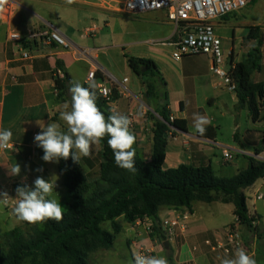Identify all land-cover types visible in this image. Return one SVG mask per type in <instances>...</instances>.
Instances as JSON below:
<instances>
[{
	"label": "crops",
	"instance_id": "0c3cea01",
	"mask_svg": "<svg viewBox=\"0 0 264 264\" xmlns=\"http://www.w3.org/2000/svg\"><path fill=\"white\" fill-rule=\"evenodd\" d=\"M98 1L72 0L68 3V0H18L20 6L12 16L0 19V129L12 131L14 144L13 148L0 150V193L7 192L13 198L11 200L16 201V187L23 184L34 187V180L41 176L45 180L56 181L54 197L66 194L59 163L42 160L43 149L36 145L34 136L41 131L36 121L43 122L45 126L54 121L63 130L67 129V125L59 119V114L64 110V104L70 103L69 88L72 81H79L84 87L96 84L97 87H106L112 91V101L105 107L106 111L110 113L111 109H115L134 122V128L130 129L136 136L133 147L136 154L147 163L152 159L154 120L160 119L157 112L165 104L164 95L168 98L167 109L171 117L187 123L185 133L171 128V133L167 135L165 170L176 169L184 164L194 167L210 165L215 174L216 169H219L218 172L230 175L223 174L220 177H233L247 169L249 158H253V155L264 156V120L262 124L252 121L247 123L242 132L240 118L243 110L237 107L236 93L231 107H227L230 115L236 118L232 128L233 145L224 146L217 141L219 126L212 120L206 127L213 130L206 131L203 136L196 132L193 115L199 113L207 116L205 108L216 105L225 93L220 79L211 71L210 57L187 56L176 61L172 58L173 50L170 47H164L168 49L162 52L151 48L147 52L130 56L151 60L156 64L166 86L158 77L149 78L156 87L155 97L147 95V79L131 69L128 58V66L123 73L113 69L106 54L109 49L89 46V42L97 44L103 40L101 33L96 34L97 28L86 26L92 11L108 13L100 9ZM150 14L153 15L150 18L157 22L155 25L163 30L164 35L159 40L175 39L180 34V29L167 21L165 13ZM213 24L221 41L227 39L224 32L234 28L232 45L224 48L222 43L224 55L233 65L245 61L255 48V40L245 45L247 37H237L236 29H246L248 32L249 24L240 20L238 13L215 20ZM81 29L86 30L84 34ZM93 29L95 32L91 34L95 36L90 40L89 31ZM54 30L65 37L69 48L36 37L41 32ZM11 31L20 34L21 42L8 41L7 36ZM146 43L139 41L132 45L143 46ZM258 49L260 69L252 75L253 84L264 83V41ZM25 53L29 59L23 58ZM58 70L62 75L55 77ZM92 71L95 76L89 82L87 77ZM56 81L64 82L65 88L58 90ZM222 103L225 104L224 101ZM218 148H223V152L232 150L243 162L232 163L233 160L225 163L233 165L232 170L227 171L212 160L213 151ZM101 153V144L94 145L91 156L81 158L87 175L95 177L98 174ZM15 163L19 164L21 173L11 176L8 167ZM41 168L42 172L37 171ZM243 194L247 210L257 216L258 226L255 228L238 224L234 205L224 202L222 193L213 192L216 199L211 203L195 201L191 208L179 209L160 207L152 235H148L142 227L127 225L123 218L118 219L123 230L116 241L122 236L128 251H110L114 246L105 251H97L90 255L89 264H129L132 260V244L137 241L153 249L154 256L166 257L168 264H220L218 257L234 258L235 255V252L226 255L216 248L225 242V229L230 225L237 226L246 251L254 254L258 264H264V178L243 190ZM258 194L262 195L261 200L256 199ZM183 215H188L183 226L175 228L171 235L167 234L162 222ZM8 220L13 221L15 228H20V221L15 215L9 214ZM159 229L164 232L165 239L160 237ZM207 241L211 242V246L206 244ZM165 242L169 243L167 248Z\"/></svg>",
	"mask_w": 264,
	"mask_h": 264
},
{
	"label": "trees",
	"instance_id": "16d2710c",
	"mask_svg": "<svg viewBox=\"0 0 264 264\" xmlns=\"http://www.w3.org/2000/svg\"><path fill=\"white\" fill-rule=\"evenodd\" d=\"M250 29L246 39H256ZM260 46L262 43H259ZM255 47L248 58L234 65L231 77L236 83L238 109L246 110L253 123L264 120V83L253 84L252 75L259 71L260 53ZM131 69L144 78L147 95L155 97L156 87L149 78L158 77L166 86L156 64L147 59L127 56ZM147 69L142 73V70ZM66 82V80L64 81ZM64 82L56 81L58 90L65 88ZM96 85V84H95ZM97 92V105L107 116V102ZM158 110L160 119H155L153 128V152L149 163L136 154L135 173L119 168L115 164L107 137L101 141L102 153L99 172L95 177L87 175L83 164L74 163L71 157L59 161V172L69 198V208L60 222L47 220L37 223L29 231L13 229L0 237V264H24L27 258L31 264H89V257L100 249H111L123 225H133L138 219L150 217L158 220L160 207L174 209L191 208L195 201H215L213 192L222 193L223 201L232 203L239 224L251 227L243 190L264 178V162L249 158L247 169L233 177H219L209 166L194 167L188 164L176 169L165 170V156L171 127L186 131L184 120L171 121L167 109L168 98ZM213 130L207 128L206 131ZM264 148V131L262 133ZM44 153L42 152V155ZM110 222L112 232L102 228ZM28 224V223H27ZM162 239L166 236L159 229Z\"/></svg>",
	"mask_w": 264,
	"mask_h": 264
},
{
	"label": "clouds",
	"instance_id": "9594fccd",
	"mask_svg": "<svg viewBox=\"0 0 264 264\" xmlns=\"http://www.w3.org/2000/svg\"><path fill=\"white\" fill-rule=\"evenodd\" d=\"M72 0H68L71 3ZM3 0H0V4ZM70 103H65L64 110L60 111L59 119L67 125L63 130L57 122H50L47 126L36 121L41 131L34 136L36 145L43 149L42 160L59 163L61 159L79 163L82 157L92 154L94 145H99L107 137V145L112 150L115 164L129 172L137 171L135 166L136 152L133 147L136 136L130 130L131 119L115 109L105 115L97 105L96 85L82 86L79 81H72L69 88ZM194 128L203 136L211 120L199 113L193 115ZM13 133L10 129H0V150L13 148ZM9 175L17 176L21 173L19 164L8 167ZM43 171V169H37ZM34 187L27 184L17 186L16 203L13 213L17 220L29 224L44 223L47 220L60 222L63 219L65 208L53 193L56 183L52 179L45 180L38 176ZM56 192V191H55ZM9 199L7 192L0 193V204L6 205ZM220 264H258L254 254H249L244 248L235 251L234 258H220ZM129 264H168L164 256L144 255L139 252L132 254Z\"/></svg>",
	"mask_w": 264,
	"mask_h": 264
},
{
	"label": "built area",
	"instance_id": "2783aa9c",
	"mask_svg": "<svg viewBox=\"0 0 264 264\" xmlns=\"http://www.w3.org/2000/svg\"><path fill=\"white\" fill-rule=\"evenodd\" d=\"M252 0H118V4L122 8V13L128 16H142L150 13L163 12L166 14L168 22L180 29V34L175 39L157 40L151 44L157 47L172 48V58L176 61L181 60L187 56H208L211 59V71L221 81L222 86L231 92L236 93V83L231 77V72L234 65L229 58L224 55L222 41L215 33L213 22L215 20L224 18L228 15L238 13L248 6ZM18 0H3L0 4V19H8L13 12L19 7ZM95 29L90 30L89 33H94ZM38 38H44L47 42H53L57 45L69 48V43L57 31H44L36 35ZM8 41L11 43L21 42V36L16 32L8 33ZM24 59H29L27 53L23 54ZM230 64L228 71L224 69L226 64ZM62 72L58 70L55 72V77H60ZM95 72L88 74L87 80L93 81ZM127 80L125 79L124 82ZM121 93V92H120ZM99 96L107 103L112 101L113 93L106 87H98ZM158 118V117H157ZM171 121L174 119L171 117ZM132 121V120H131ZM134 128L132 121L130 129ZM253 159L264 162V156L255 154ZM223 159L226 163L234 160L232 154L225 150L223 152ZM257 200L262 199V195L256 196ZM16 201L9 199L6 206L14 208ZM248 219L251 228L258 226V219L253 211H248ZM188 215L177 217L171 220L162 222L167 234H172L177 227L183 226L187 221ZM239 224L238 217L236 218ZM133 228L142 227L148 235H152L154 229V221L150 217L138 219L133 225ZM206 244L211 246V242ZM244 248L240 233L236 225H230L225 229V242L216 247L221 249L224 254L231 255L238 248ZM245 249V248H244ZM246 250V249H245ZM134 252H139L144 255L154 256V250L145 246L142 242H134L131 247V256Z\"/></svg>",
	"mask_w": 264,
	"mask_h": 264
},
{
	"label": "rangeland",
	"instance_id": "374dc122",
	"mask_svg": "<svg viewBox=\"0 0 264 264\" xmlns=\"http://www.w3.org/2000/svg\"><path fill=\"white\" fill-rule=\"evenodd\" d=\"M98 2L101 4L100 9L108 13L92 11V15L88 19L86 26L97 28L98 31L96 34L101 33L100 36L103 40L101 42H97V44L88 41L90 43L89 46L106 47L109 49V52L106 53L108 55V61L110 62L111 67L116 69L118 73H123L127 68V56L147 52V50L151 48L158 49L161 52L168 49L161 46L156 47L151 45V42L159 40L164 35L162 28L157 27L155 25L157 22L150 18L153 17V15L148 14L137 17L128 16L122 13V8L118 4V0H99ZM238 16L244 23L249 24L247 25L248 30L255 28L259 29L253 34L256 37V39H254L255 47L260 48L259 43H263L264 41V0H252L247 7L238 12ZM81 28H84V26ZM85 29H81L83 34L86 31ZM233 31L234 28H230L226 33L224 32V34H226L225 36H227V39L222 41L224 48H229L232 45ZM236 31V36L240 38L242 36L246 38L249 34V31L247 32L246 29H236ZM89 35L90 40H92L95 36L91 33ZM254 40L245 39L244 43L245 45H248L250 41ZM139 41L147 43L143 46L132 45V43ZM229 68L230 64L228 63L225 65L224 69L228 71ZM224 89L225 93L221 95L219 102L213 107H206L205 110L207 117L219 126L217 130V141L220 142L221 145L228 146L234 144L232 128H234L236 124V118L230 115L227 107H231L235 92H231L225 87L222 90ZM223 101L225 104L222 103ZM224 105H226V107ZM249 119L247 111L243 110L240 118L242 132L244 131L246 124L251 123V120ZM258 123L262 124L263 121ZM229 152L234 157V161L232 163L243 162V159L238 158L235 152L232 150ZM212 160L214 163H218L223 168H226L227 171L232 170L233 165L225 164L226 162L223 159V148H218L213 151ZM217 170L219 169H216V175L219 177L223 174H225V176H230L229 173L218 172ZM53 182L56 181L53 180ZM55 198L60 201L61 205L65 208L64 212L67 211L69 203L67 192L65 195L55 196ZM9 214L14 215L13 208L0 204V237L15 228L13 221L8 220ZM12 218L14 219V217ZM19 226L25 231H29L35 226V224H27V222L20 221ZM102 228L107 232H112L110 222L103 223ZM105 250L106 249H100L98 251ZM110 251H128L122 236L118 237L116 243L114 244V248ZM24 264H31V259L27 258Z\"/></svg>",
	"mask_w": 264,
	"mask_h": 264
},
{
	"label": "water",
	"instance_id": "95a60500",
	"mask_svg": "<svg viewBox=\"0 0 264 264\" xmlns=\"http://www.w3.org/2000/svg\"><path fill=\"white\" fill-rule=\"evenodd\" d=\"M146 71H147V69H144V70H142V73H144V72H146ZM171 128H172L173 130L179 132V133H185L184 131L178 130V129H176L175 127H171ZM166 137H167V135H166ZM164 246L167 248V247L169 246V243H168V242H165V243H164Z\"/></svg>",
	"mask_w": 264,
	"mask_h": 264
}]
</instances>
